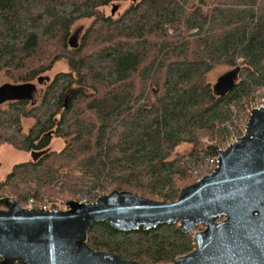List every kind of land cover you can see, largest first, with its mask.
<instances>
[{
    "label": "trees",
    "instance_id": "trees-1",
    "mask_svg": "<svg viewBox=\"0 0 264 264\" xmlns=\"http://www.w3.org/2000/svg\"><path fill=\"white\" fill-rule=\"evenodd\" d=\"M124 1L117 15L100 12ZM62 60L70 70L45 80ZM220 66L238 78L225 94L210 80ZM0 74L45 85L39 102L0 105V145L32 156L0 181V197L25 206L111 188L172 202L264 88V0H0ZM55 138L63 148L48 150ZM88 243L149 264L196 248L179 224L124 232L95 222Z\"/></svg>",
    "mask_w": 264,
    "mask_h": 264
},
{
    "label": "water",
    "instance_id": "water-1",
    "mask_svg": "<svg viewBox=\"0 0 264 264\" xmlns=\"http://www.w3.org/2000/svg\"><path fill=\"white\" fill-rule=\"evenodd\" d=\"M117 9L113 4L112 14ZM70 44L77 47L75 35ZM235 78H221L216 91L232 90ZM36 91V84L4 83L0 104L18 99L33 104ZM207 149L218 155L219 167L183 187L172 202L113 190L92 204L72 199L66 209L50 211L0 197L6 207H0V264H149L91 247L89 230L95 222L124 232L179 224L183 232L195 233L196 248L168 264H264V105L252 111L246 133L235 143Z\"/></svg>",
    "mask_w": 264,
    "mask_h": 264
},
{
    "label": "rangeland",
    "instance_id": "rangeland-1",
    "mask_svg": "<svg viewBox=\"0 0 264 264\" xmlns=\"http://www.w3.org/2000/svg\"><path fill=\"white\" fill-rule=\"evenodd\" d=\"M114 4H118V9L116 10L115 14H112V5L110 6H106V7H102L100 8V12L102 14H112V15H117L118 13L122 12L128 5H129V1H124V2H119V3H114ZM94 18H86V19H82L80 21H77L74 25H73V33L78 34V37L81 35L82 32H84V30L90 25V23L93 21ZM70 70V65L68 64V62H66L65 60L59 61L57 63V65L55 66V68L51 71H49L48 73H46L47 76H49L50 78H53V76L58 73V72H66ZM228 74H236V78L235 80L237 81V73L235 72V70L231 69L228 66H220L218 68H216L213 72H211L210 74V80L213 83L214 87L216 88L219 81L221 80V78L227 76ZM10 82L8 79L5 78V76L3 74H0V86H2L4 83ZM37 91L34 92V97L33 99L36 100V102H39L41 97H42V91L45 88L44 84H37L36 85ZM264 91V88L257 90V94H260V92ZM251 102V101H250ZM254 102V101H252ZM245 103L247 104L246 101H243L242 104ZM240 106H236V107H241ZM2 107H6L7 102H2L0 104ZM234 107V106H233ZM31 122L33 123L34 120H26L24 122V128L27 131ZM233 136H231V138H229L224 145L228 144L230 141H232ZM65 144L64 139L62 138H55L53 140V142L51 143V145L49 146L48 150H60L61 148H63ZM233 144V143H232ZM189 149H191L190 145H183L180 150L182 151H188ZM32 158L31 154L29 152H25V151H21L18 150L16 148H14L12 145H0V181L4 180L6 178V176L9 174V172L11 171L12 167L20 162L26 161L27 159ZM203 171V173L206 172V168H201ZM193 173V172H192ZM208 176V174H207ZM193 177H194V182H195V176L193 173ZM111 188H107L106 190H96V193H94V196H92L89 199L94 200L96 197L98 198L100 195L102 194H106L108 192H110ZM89 194V193H88ZM43 197V196H42ZM41 197V198H42ZM41 198H38V200H41ZM83 198L84 200V194H78L76 199L73 200H81ZM65 199H60V197H56V198H50L49 200L51 202L55 203V206L58 207V209L64 210L67 208L66 206V202L68 200H72L69 198ZM28 203L25 204L24 207H27ZM2 206V205H0Z\"/></svg>",
    "mask_w": 264,
    "mask_h": 264
},
{
    "label": "built area",
    "instance_id": "built-area-1",
    "mask_svg": "<svg viewBox=\"0 0 264 264\" xmlns=\"http://www.w3.org/2000/svg\"><path fill=\"white\" fill-rule=\"evenodd\" d=\"M264 105V91L260 92V94H257L254 102H251L250 104L246 105V109L245 112L242 114V116H240L238 119H235L236 121H234V123L238 124V130L235 131L234 134H232V141H230L228 144L221 146L222 149H226L228 148L232 143H235L237 141V139L241 136H243L246 131H247V125L248 122L250 120V116L252 114V111L256 108H261ZM219 157L216 154L207 156V158L205 159V164H204V168H206V172L203 173V171H200V169H196L194 168L192 171L194 173L195 178V182H198L200 180H202L205 176L211 175L212 173H214L217 168L219 167ZM202 170V169H201ZM93 195L90 196H84V200L83 198L79 201L80 203L89 205L92 204L94 202L97 201V199L100 197H96L94 200L89 199L91 198ZM28 205V209H37V208H41L44 210H50V211H59L61 209H58V207L55 206L54 202H51L49 199L44 198L41 201H36V199L34 198H30L27 201Z\"/></svg>",
    "mask_w": 264,
    "mask_h": 264
},
{
    "label": "flooded vegetation",
    "instance_id": "flooded-vegetation-1",
    "mask_svg": "<svg viewBox=\"0 0 264 264\" xmlns=\"http://www.w3.org/2000/svg\"><path fill=\"white\" fill-rule=\"evenodd\" d=\"M73 35H75L76 37H78V34H75V33H74ZM0 207H1V208H6V207H5V206H3V205H2V206H0Z\"/></svg>",
    "mask_w": 264,
    "mask_h": 264
},
{
    "label": "bare ground",
    "instance_id": "bare-ground-1",
    "mask_svg": "<svg viewBox=\"0 0 264 264\" xmlns=\"http://www.w3.org/2000/svg\"><path fill=\"white\" fill-rule=\"evenodd\" d=\"M84 196H90V194L86 193V194H84Z\"/></svg>",
    "mask_w": 264,
    "mask_h": 264
}]
</instances>
